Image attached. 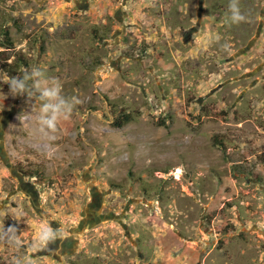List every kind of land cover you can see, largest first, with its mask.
<instances>
[{
	"label": "rangeland",
	"instance_id": "obj_1",
	"mask_svg": "<svg viewBox=\"0 0 264 264\" xmlns=\"http://www.w3.org/2000/svg\"><path fill=\"white\" fill-rule=\"evenodd\" d=\"M228 3L0 0V264H264V0ZM33 65L82 101L50 151L4 83Z\"/></svg>",
	"mask_w": 264,
	"mask_h": 264
},
{
	"label": "clouds",
	"instance_id": "obj_2",
	"mask_svg": "<svg viewBox=\"0 0 264 264\" xmlns=\"http://www.w3.org/2000/svg\"><path fill=\"white\" fill-rule=\"evenodd\" d=\"M248 16L242 11L241 0H229L225 23L229 26L247 23ZM219 39V38H217ZM231 47L225 42L221 48L225 51ZM21 76H8L4 74V83L9 86L10 94L13 97H26L28 101L42 102L39 108L37 123L38 131L45 143L43 148L50 151L52 142L57 138L58 125L61 121H68L74 109L82 103L77 96L66 97L63 94L62 84L55 78H48L46 73L38 66L33 65L29 70H22ZM22 211L14 213L15 218H19ZM20 227L16 223L8 225L6 228L0 227V243L9 247L20 249L23 242L19 236ZM63 239V232L60 227H53L50 222L45 221L37 232L30 245L33 252L51 249L57 241ZM13 264H22L20 259H15Z\"/></svg>",
	"mask_w": 264,
	"mask_h": 264
},
{
	"label": "trees",
	"instance_id": "obj_3",
	"mask_svg": "<svg viewBox=\"0 0 264 264\" xmlns=\"http://www.w3.org/2000/svg\"><path fill=\"white\" fill-rule=\"evenodd\" d=\"M0 37L3 38L0 46H7L6 48H12L13 42L11 40L9 31L6 28L0 29ZM16 64H17V62L14 63V66ZM17 67L19 68V65H17ZM18 71H19V69H18ZM132 120H133V116L130 113H122V114L118 115V117L115 119L114 125L116 127L121 128V127L125 126L126 124L130 123ZM229 229L233 230V227L230 225Z\"/></svg>",
	"mask_w": 264,
	"mask_h": 264
}]
</instances>
